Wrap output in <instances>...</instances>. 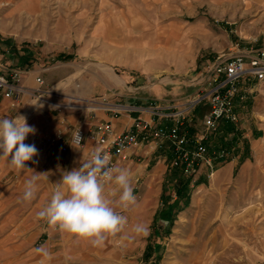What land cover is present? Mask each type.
I'll list each match as a JSON object with an SVG mask.
<instances>
[{
  "label": "rangeland",
  "instance_id": "374dc122",
  "mask_svg": "<svg viewBox=\"0 0 264 264\" xmlns=\"http://www.w3.org/2000/svg\"><path fill=\"white\" fill-rule=\"evenodd\" d=\"M35 1H41L42 6ZM78 3L71 5L68 0L61 7L55 0H31L30 20L15 23L19 31L26 32L19 45L32 47L33 54L23 55L25 64L35 71L34 75H39L42 84L38 86L32 81L29 87L33 91L23 93L18 101L11 100L0 119L24 115L27 124L37 130L27 137L26 144H35L39 131L47 125L46 118L98 110L92 108L98 106L96 102L102 97L98 99L96 94L85 99L81 91L93 85L98 89L103 80L112 91L121 92L125 100L135 96L142 100L157 98L158 102L170 98L179 103L198 91L199 87L190 80L200 78L217 56L264 47V0H80ZM13 8L18 9L17 5ZM44 10V19L33 15ZM76 13L90 17L71 20ZM61 14L68 18L65 25L69 32L55 21ZM99 16L108 19L102 23L107 25L101 30L102 40L92 37L100 24ZM77 27L82 28L81 33ZM60 30L72 40L64 48L68 52L56 53L59 47L56 48L54 35ZM9 40H0V48L11 51ZM18 49L22 54V49ZM41 50L45 51L44 57L35 59L34 53ZM114 78H120L124 85L115 83ZM240 95L243 98L235 101L237 121L232 125L233 132L223 139L229 147L223 143L216 145L229 149L227 160L220 165L232 162V171L217 176L218 165L213 175L207 177L203 170L200 176L204 185L189 184L188 206L176 213L168 235L159 240L151 233L154 216L165 215L164 208L175 200L174 181L166 177L171 157L164 163L166 170L164 166L157 174L154 161L145 163L138 157L134 160L139 172L137 181H133L134 195L138 202L148 192L151 195L148 209L155 210L152 220L148 214L149 235L127 241L128 232H122L109 238L97 251L90 250L85 259L73 261L67 246L47 244L40 237L27 239L29 232L19 229L16 222L14 230L0 228V264H41L42 257L34 252L41 245L51 253V259L44 264H251L264 258V81L252 78L242 81ZM206 109L201 104L192 111L196 128ZM62 160L45 163L43 169L48 175L54 174V163ZM136 167L131 166L130 172ZM20 173L0 158L2 180L14 179ZM153 174L155 179L151 181ZM115 187L110 185L109 191ZM18 202L21 209L23 203ZM115 239L121 240L119 248L112 244ZM149 242L159 243L158 260L154 254L143 259ZM116 248L117 255H110ZM119 251L122 254L118 258Z\"/></svg>",
  "mask_w": 264,
  "mask_h": 264
},
{
  "label": "crops",
  "instance_id": "0c3cea01",
  "mask_svg": "<svg viewBox=\"0 0 264 264\" xmlns=\"http://www.w3.org/2000/svg\"><path fill=\"white\" fill-rule=\"evenodd\" d=\"M21 1V2H20ZM16 3V0H0V6H3L4 9L0 10V40L4 38H9L8 49L0 48V74L6 73L9 70L17 69L21 74V84L27 88V91H33L29 87L32 81L35 82V78L39 77L38 74L34 75L35 71L30 69L26 63V57L29 56L28 53H31L32 47L26 44H23V47L20 46V43H23L21 37L26 34V32H21L17 28L18 21H26L30 20V16L32 15L30 10L31 0H20ZM68 0H55L56 5L63 6V4L67 5ZM36 4L42 6V2L35 1ZM71 5L76 4L79 5L78 2L80 0H70ZM14 5H17V8H13ZM17 10V11H16ZM19 10V11H18ZM46 11L41 13H33L35 17L38 19L45 18ZM67 16H63L62 14L56 19V22L62 23L63 27L66 28L65 32H69L67 30V26L65 23L67 22ZM90 17L89 14H72L71 20L76 19L78 21L80 18ZM108 17V16H107ZM106 17H100L97 20L98 26L95 27V30L92 33V37L95 39L102 40L103 36H101V30L104 31L105 26L102 23L107 22L108 19H104ZM37 19V18H36ZM9 24H11L9 26ZM57 25V24H56ZM79 29V30H78ZM82 28L77 27L78 33H81ZM96 32V33H95ZM28 34V33H27ZM30 37H32L31 33ZM96 34V35H95ZM33 38V37H32ZM22 40V41H20ZM41 41V39H36ZM54 40L56 44V53L68 52L64 48L72 43V40H69L68 35H66L63 30H60L55 33ZM103 43V42H102ZM21 48L23 53L21 54ZM45 51H40V53H34L35 59H41L44 57ZM33 54V53H31ZM38 54L39 56H36ZM25 55V56H23ZM114 67V66H113ZM111 78L112 75L108 74ZM113 78V77H112ZM104 84L100 88H96L94 85L89 86L87 89L81 91L83 97H90L93 95H99L97 98L102 97L108 103H118L124 106L131 107V110L122 111L119 114H115L109 111L96 110L94 113H86V114H76L70 113L60 116H53L46 118V127L44 130L39 131V137L51 135L55 132H60L63 135V141L67 146V151L62 153L58 150L57 147H53L47 150L39 151V154L33 158V161H37L34 163L33 161L26 162V167L35 171L36 173L44 174L41 176L38 181V192H37V201L34 202L33 207L30 206L29 203H23L20 209L17 205L18 200L22 196L24 183L30 176L33 174L28 172L27 170L21 172L14 179L7 178L2 180V176L0 178V228L7 230H14L15 223L17 222V226L19 229L27 230L29 234L27 235V239L38 238L40 237L44 242L51 245H61L67 246L69 248L68 255L69 258L73 261L83 260L86 258L88 252L92 249H100L101 247H93L87 241H77L75 238L70 237L68 235H62L58 231L50 228L44 221H38L35 218V214L40 208L45 205L48 201V197L51 195V187L56 185L61 179L62 175L66 171H72L73 169L79 168L81 163L86 161L88 154L95 148V144L93 139L89 136L96 128V126L100 123H110L112 127L113 134H119L131 129V125L133 119L136 117H140L144 120L149 119V113L146 111L148 103L150 101H157V98L153 99H145L142 100L138 97H133V99L125 100L123 94L121 92L112 91L109 88L107 81L103 80ZM115 83L120 86L124 85V81L120 78H114ZM103 93V96H101ZM96 97V96H95ZM237 100V99H236ZM172 101V99H163L161 102ZM160 102V101H159ZM11 103V99L5 98L0 94V117L2 116L3 111L7 108V105ZM77 126H80L85 132V147L82 150H75L70 144V136L73 129ZM256 129L259 127H255ZM247 135V132L245 136ZM37 137V139L39 138ZM35 146L37 147V140L35 142ZM127 158L120 159L117 156H114L116 161V166L121 168H129L131 166L136 167V163L134 160H138V157L142 158V161L145 163L150 160L154 161V173L157 174L162 170V167L166 165L165 162H169V154L167 144H164L162 147H154V142H150L148 144L142 143L136 148H129L125 151ZM56 159H63L62 161H57L54 163L53 170L54 174L48 175L47 170L43 169V165L45 163L50 164L52 161H56ZM234 163L226 162L220 165L217 169V176L226 175L232 171ZM46 173V174H45ZM132 179L133 181H137L139 177L137 167L132 170ZM155 177L153 174L152 177ZM152 178L151 181L155 178ZM199 184L197 186L204 185V178L197 179ZM16 181L18 184L16 185ZM113 185V184H112ZM111 185V186H112ZM55 188V187H54ZM109 190V189H108ZM53 191V189H52ZM148 196H151L148 192L143 195L140 201H138L134 206H131L127 211H124L123 215L127 217L128 224L124 230V232H128L125 236L127 241H133L136 237L134 233H132L131 228L133 225L137 223H147L148 214L150 213V218L152 220V216L155 213V210L149 211L148 205ZM187 208V207H186ZM120 209H117L119 211ZM151 210V209H150ZM21 214L20 216H18ZM123 238V240L126 239ZM109 240V239H108ZM107 240L105 244H107ZM127 243V242H126ZM125 243V244H126ZM114 246H121V240L115 239L112 241ZM116 248V249H117ZM117 250H112L110 255H117ZM122 254V251H119L118 258ZM103 256V254H101ZM103 258V257H102ZM100 258V260H103Z\"/></svg>",
  "mask_w": 264,
  "mask_h": 264
},
{
  "label": "built area",
  "instance_id": "2783aa9c",
  "mask_svg": "<svg viewBox=\"0 0 264 264\" xmlns=\"http://www.w3.org/2000/svg\"><path fill=\"white\" fill-rule=\"evenodd\" d=\"M249 78L264 81V47L217 56L200 74V78L190 80L199 89L185 101H150L146 109L149 119L134 118L130 130L113 134L110 123H100L89 136L93 139L95 148H102L111 155V164L115 166L114 156L126 159L125 151L129 148L150 142H154L156 148L167 144L171 167H179L182 174L190 179L189 183H194L201 172L205 171L207 177L212 176L218 165L227 160L229 149L224 146L213 148L210 136L217 132L221 122L235 126V101L243 98L240 95V83ZM35 82L38 86L42 84L40 77H36ZM26 92L27 88L21 84V74L17 69L0 74V94L3 97L18 101ZM96 103L98 106H93L92 109L115 114L132 109L118 103H108L104 99ZM201 104L207 109L202 114L199 128H196L192 111ZM84 138V130L77 126L69 141L75 150H82L85 147ZM53 147H57L62 153L67 151L60 132L37 139L39 151ZM251 264H264V258Z\"/></svg>",
  "mask_w": 264,
  "mask_h": 264
},
{
  "label": "clouds",
  "instance_id": "9594fccd",
  "mask_svg": "<svg viewBox=\"0 0 264 264\" xmlns=\"http://www.w3.org/2000/svg\"><path fill=\"white\" fill-rule=\"evenodd\" d=\"M36 131L23 116L0 119V150L3 153L0 158L6 159L8 166L18 173L25 170L33 173L24 183L22 203L36 199L38 181L44 175L26 167V162L33 161L39 154L35 144L25 143ZM111 159L108 152L97 147L79 168L64 172L50 200L36 212V220L44 221L62 235L87 241L93 247H103L106 240L124 232L128 220L122 212L134 206L137 198L132 173L127 168L112 165ZM112 184L116 187L109 191ZM117 193L118 198L114 199ZM131 231L136 236H147L150 226L137 223ZM34 252L42 257L41 264L51 259V253L43 245Z\"/></svg>",
  "mask_w": 264,
  "mask_h": 264
},
{
  "label": "trees",
  "instance_id": "16d2710c",
  "mask_svg": "<svg viewBox=\"0 0 264 264\" xmlns=\"http://www.w3.org/2000/svg\"><path fill=\"white\" fill-rule=\"evenodd\" d=\"M193 132V129L190 128ZM233 132V127L227 122H221L216 133L210 136V141H212V147L216 148L218 143H223L225 146L229 147L228 142L223 141L226 136ZM208 143V142H207ZM166 177L173 179V190L175 194L174 202L166 205L164 210H166L165 215L157 213L153 218V231L151 233L152 237L156 239H161L162 235H168L170 233V227L173 224L174 217L177 212L183 210L188 206L190 197V179L182 174L179 167H170V170L166 172ZM199 184V181H195ZM179 202H182L180 205ZM173 210V212H171ZM160 247L159 243H147L145 250L143 252V259H149L153 254L156 260L159 258Z\"/></svg>",
  "mask_w": 264,
  "mask_h": 264
},
{
  "label": "bare ground",
  "instance_id": "6f19581e",
  "mask_svg": "<svg viewBox=\"0 0 264 264\" xmlns=\"http://www.w3.org/2000/svg\"><path fill=\"white\" fill-rule=\"evenodd\" d=\"M31 109H32V108H31ZM29 110H30V109H29ZM26 113H28V110H27V111H25V114H26ZM23 116H24V115H23ZM214 177H215V176H214Z\"/></svg>",
  "mask_w": 264,
  "mask_h": 264
}]
</instances>
